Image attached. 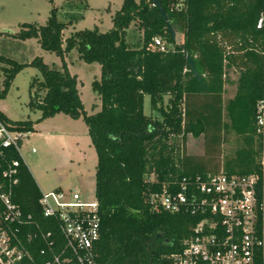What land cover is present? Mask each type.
<instances>
[{
	"label": "trees",
	"instance_id": "trees-1",
	"mask_svg": "<svg viewBox=\"0 0 264 264\" xmlns=\"http://www.w3.org/2000/svg\"><path fill=\"white\" fill-rule=\"evenodd\" d=\"M80 1L89 7L87 0ZM178 3L123 0L110 30L85 28L65 40L63 32L73 21H60L56 8L44 25L21 24L14 36L38 39L43 49L62 58V69L42 57L19 63L0 55L6 76L0 100L25 66L41 73L32 79L28 103L41 117L12 120L0 110V120L9 129L34 132L36 123L59 113L82 117L88 127L97 153L95 195L101 220L94 247L97 264H161L166 254L181 250L203 216L156 211L150 196L163 188L179 190L184 178L193 182L217 173L221 147L230 133L239 140L224 158L225 170L260 171L262 144L255 118L263 92V59L257 24L264 0H184L177 8ZM133 23L142 31L139 47L127 41ZM157 38L166 50L150 48ZM74 49L85 62L101 65V78L93 81L101 109L93 114L85 112L78 77L65 61ZM232 68L238 73L237 90L225 100L226 72ZM145 96H150L152 110L160 117L145 113ZM189 135L204 136V153L186 151ZM6 155L7 162L20 161L13 201L25 215H32L29 230L37 229L38 222L42 231H53L58 251L65 241L56 221L42 214L41 189L32 172L15 148H7ZM28 247L40 261L51 253L39 238ZM42 248L48 255H41Z\"/></svg>",
	"mask_w": 264,
	"mask_h": 264
},
{
	"label": "built area",
	"instance_id": "built-area-1",
	"mask_svg": "<svg viewBox=\"0 0 264 264\" xmlns=\"http://www.w3.org/2000/svg\"><path fill=\"white\" fill-rule=\"evenodd\" d=\"M257 26L262 32L263 59V92L255 118L262 144L260 171L237 174L221 168L205 180L184 178L179 190L163 188L151 194L150 203L156 211H190L203 216L181 250L166 254L161 264H264V7ZM150 48L166 50L159 38ZM30 134L11 130L0 120V264H97L94 247L101 231L97 199L87 202L76 190L41 192L42 214L56 221L65 241L58 251L53 231H42L38 222L37 229L29 230L34 224L32 215H25L13 201L20 161L7 162L6 149L13 147L21 154L23 141ZM37 238L44 240L51 252L43 261L28 247ZM40 253L48 255L43 248Z\"/></svg>",
	"mask_w": 264,
	"mask_h": 264
},
{
	"label": "rangeland",
	"instance_id": "rangeland-1",
	"mask_svg": "<svg viewBox=\"0 0 264 264\" xmlns=\"http://www.w3.org/2000/svg\"><path fill=\"white\" fill-rule=\"evenodd\" d=\"M89 7L80 0H0V55H5L19 63H29L36 57H42L48 65L62 69L63 60L54 52L41 47L38 39H18L23 23L44 25L53 8L57 9L60 21L72 20L73 24L63 32L65 40L73 32L97 27L106 32L113 27L112 17L122 6L123 0H87ZM142 31L137 23L128 30L127 41L139 47ZM71 74L78 77V89L87 114L101 109L99 95L93 90V81L101 78V65L87 63L79 57L77 50L65 56ZM0 64V89L3 88L5 74ZM35 76H41L38 68L27 65L14 78L7 96L0 101L1 110L12 120L41 117L39 110L29 107L30 86ZM238 73L235 69L226 72L225 98L234 96L237 88ZM167 96L165 97L167 101ZM146 114L161 116L152 110L150 96H145ZM37 131L26 137L21 146V155L32 172L41 192L57 189L76 190L87 202H95V171L97 153L91 143L88 127L81 117L76 120L59 113L36 123ZM239 137L230 133L222 145L221 168L224 158L235 150ZM35 148V152L32 149ZM186 151L202 154L205 151L204 136L189 135Z\"/></svg>",
	"mask_w": 264,
	"mask_h": 264
},
{
	"label": "crops",
	"instance_id": "crops-1",
	"mask_svg": "<svg viewBox=\"0 0 264 264\" xmlns=\"http://www.w3.org/2000/svg\"><path fill=\"white\" fill-rule=\"evenodd\" d=\"M226 78V77H225ZM225 83H226V79H225ZM236 90H237V88H236ZM225 91H226V84H225V90H224V99L225 100H227V99H230V98H233L234 96H235V94H234V96H232V97H230V98H225ZM236 93V92H235ZM1 101V100H0ZM0 110H1V108H0ZM2 111V110H1ZM80 119V118H79ZM76 120H78V119H76ZM36 125V124H35ZM35 127V131L34 132H36L37 131V129H36V126H34ZM34 132H31V133H34ZM92 143V142H91ZM222 166H224V164L222 165ZM96 172V171H95Z\"/></svg>",
	"mask_w": 264,
	"mask_h": 264
}]
</instances>
